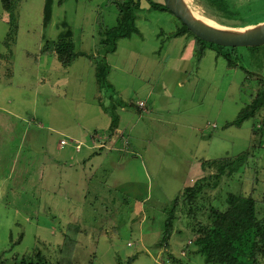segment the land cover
<instances>
[{"label":"rangeland","instance_id":"rangeland-1","mask_svg":"<svg viewBox=\"0 0 264 264\" xmlns=\"http://www.w3.org/2000/svg\"><path fill=\"white\" fill-rule=\"evenodd\" d=\"M112 1L54 0L45 28L46 0H18L12 13L0 0V54L9 55L0 64V264H31L23 260L39 255L50 264H207L191 254L193 226L208 222L210 208L226 211L228 194L254 189L264 220V109L227 127L264 89V45L221 50L173 38L182 21L143 0L139 33L107 55L112 87L101 91L97 62L78 57L65 67L55 51L66 23L75 52L103 61L98 22L118 25ZM186 3L221 30L264 24V0L238 14L211 0ZM101 102L118 106L114 134ZM249 151L239 172L216 187L208 180L213 187L196 206L182 196L176 233L162 246L185 189L217 173L210 162Z\"/></svg>","mask_w":264,"mask_h":264},{"label":"trees","instance_id":"trees-1","mask_svg":"<svg viewBox=\"0 0 264 264\" xmlns=\"http://www.w3.org/2000/svg\"><path fill=\"white\" fill-rule=\"evenodd\" d=\"M18 0H1L2 6L5 12L12 13L15 8V4ZM67 0H61L63 4ZM143 0H113L111 2L118 11L119 19L118 25L113 28H109L99 20V35L102 37V44L105 48L104 60L99 62L95 60V55H88L85 53L75 52V45L71 39L74 37V31L69 29L66 23H63V28L66 30L59 35V43L55 51V56L65 67L73 65L78 57H87L88 59L97 62L96 63V77L98 80L101 91L109 89L112 85L109 82L110 68L106 62V57L110 53L117 51L118 42L122 39H130L133 35L139 33V29L136 25L135 12L142 10ZM152 9L160 11H169L166 6L165 0H161L159 3L154 0H146ZM217 6L235 14H238L239 9L246 7L250 3V0H211ZM54 0H46L45 5V19L44 26L48 28L53 18ZM231 5V7H230ZM183 24V23H182ZM191 36L195 37L196 41H200L204 44H210L217 46L219 49L224 47L208 43L196 35H194L188 27L183 24L176 33H173V38H180ZM49 52V46L47 45L45 53ZM9 57V55H8ZM226 59L231 61L230 55H225ZM101 107L105 113H107L112 120L109 132L114 134L120 128L121 117L118 114V106L114 104L112 107H107L101 102ZM120 107H123L120 105ZM264 109V89L259 91L255 100L248 105L240 114L238 120L231 123L227 127L237 126L241 127L245 122L255 119L259 112ZM262 130L259 129L254 132L256 136L260 135ZM255 148V146H254ZM251 157V152L240 154L236 158L215 160L207 165L210 169H216L217 173L210 176H206L198 181L194 187H188L185 191L175 200L174 207L169 213V219L165 224V231L163 239L161 241L162 246H167L170 240H172L175 232V225L179 220L177 217V211L182 202V196L184 201L190 206H196L198 198L206 192L207 188L213 187L206 185L208 180L213 179L216 184L221 181L222 178L234 175L239 172L243 166L247 164L248 159ZM227 209L226 211H220L215 208H210V215L207 217L208 222H198L193 226V236L195 251H191V254L202 255L205 257L207 264H264V220L258 216V202L254 198V189L252 194L245 195L243 193L228 194L227 197ZM193 217V211L191 208ZM192 227V226H191ZM190 250L192 247H187ZM69 259V258H67ZM66 258L61 260L58 264H72L71 261L66 263ZM24 259L23 262H29L31 264H50L42 256H34L32 259Z\"/></svg>","mask_w":264,"mask_h":264},{"label":"water","instance_id":"water-1","mask_svg":"<svg viewBox=\"0 0 264 264\" xmlns=\"http://www.w3.org/2000/svg\"><path fill=\"white\" fill-rule=\"evenodd\" d=\"M165 3L169 11L194 35L208 43L232 48H254L264 45V24L243 32L225 31L200 21L185 0H165Z\"/></svg>","mask_w":264,"mask_h":264},{"label":"crops","instance_id":"crops-1","mask_svg":"<svg viewBox=\"0 0 264 264\" xmlns=\"http://www.w3.org/2000/svg\"><path fill=\"white\" fill-rule=\"evenodd\" d=\"M8 55H2L0 54V64L7 61L5 58H7ZM120 131L123 132V129H120Z\"/></svg>","mask_w":264,"mask_h":264},{"label":"built area","instance_id":"built-area-1","mask_svg":"<svg viewBox=\"0 0 264 264\" xmlns=\"http://www.w3.org/2000/svg\"><path fill=\"white\" fill-rule=\"evenodd\" d=\"M67 144H68V142H66V141H62V142H61V146H62V147H65ZM80 151H81V150H80Z\"/></svg>","mask_w":264,"mask_h":264},{"label":"bare ground","instance_id":"bare-ground-1","mask_svg":"<svg viewBox=\"0 0 264 264\" xmlns=\"http://www.w3.org/2000/svg\"><path fill=\"white\" fill-rule=\"evenodd\" d=\"M186 1V0H185ZM209 25H211V24H209Z\"/></svg>","mask_w":264,"mask_h":264}]
</instances>
